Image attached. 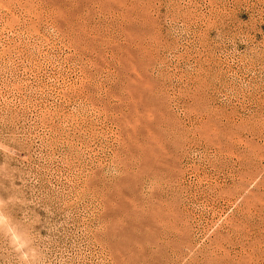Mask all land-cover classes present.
I'll return each instance as SVG.
<instances>
[{
	"label": "rangeland",
	"instance_id": "rangeland-1",
	"mask_svg": "<svg viewBox=\"0 0 264 264\" xmlns=\"http://www.w3.org/2000/svg\"><path fill=\"white\" fill-rule=\"evenodd\" d=\"M0 264H264V0H0Z\"/></svg>",
	"mask_w": 264,
	"mask_h": 264
}]
</instances>
